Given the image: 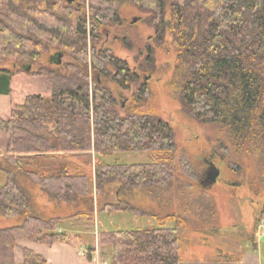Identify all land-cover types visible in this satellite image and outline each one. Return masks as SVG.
<instances>
[{
    "label": "trees",
    "instance_id": "trees-1",
    "mask_svg": "<svg viewBox=\"0 0 264 264\" xmlns=\"http://www.w3.org/2000/svg\"><path fill=\"white\" fill-rule=\"evenodd\" d=\"M85 3L0 0V64L19 66L14 72L0 69V94L12 92L11 76L21 71L46 77L52 88L49 97L30 94L8 119L0 117V130L9 136L6 152L0 150V171L6 175L0 185V216L20 219L0 227V264H17L19 239L47 245L67 241L59 230L61 222L89 219L97 208L157 217L159 223L100 232L101 242L112 248L110 264H180L184 240L179 227H195L194 216L181 211L159 216L150 206L136 205L135 194L144 191L163 202V192L181 189L182 177L196 176L186 154L178 153L174 127L139 109L152 93L148 76L141 72L158 70L156 53L168 42V51L177 55L168 81L173 99L198 122L225 129L235 150L250 152L254 144L264 185V0H89L90 46ZM125 3L145 12V21L155 30L136 69L102 44L105 30L124 23ZM48 54L56 55L53 64H41ZM113 85L127 90L136 86L124 112ZM84 152L97 157L94 176L65 160L58 167L44 163ZM124 152H146L155 161L122 165L101 158ZM29 183L48 200L70 205L74 213L43 216ZM112 193H117L114 201ZM201 207L193 213L206 211L214 219L215 205ZM175 220L176 228L165 226ZM255 221L257 225L264 218ZM22 264L47 261L25 248Z\"/></svg>",
    "mask_w": 264,
    "mask_h": 264
},
{
    "label": "rangeland",
    "instance_id": "rangeland-1",
    "mask_svg": "<svg viewBox=\"0 0 264 264\" xmlns=\"http://www.w3.org/2000/svg\"><path fill=\"white\" fill-rule=\"evenodd\" d=\"M85 4L86 6H84L86 8L83 7L88 12L87 32L90 46L89 0H86ZM121 15L124 23L118 26H111L108 30H105V37L102 40V44L111 47L117 56L126 59L131 68L136 69L145 60L146 55L144 54L146 52L144 49L148 44L147 41L149 38L155 34V30L145 21L144 16L147 14L132 3H125L121 6ZM133 20H135L134 23ZM125 37L128 38L126 43L129 46H126L123 42ZM168 45L167 42V45L156 53L158 70L154 73H150V71L141 72L142 77L145 75L148 76L152 93L138 107L142 111L157 114L174 127L176 142L179 148L178 153L186 154L189 158L195 172L196 180L182 177L181 189L175 191L171 187L169 192H163V202L159 200L161 199L160 197H150L144 191H139L135 194L134 202L139 206H150L162 217L176 211L187 214V217L194 216L196 221L195 227H181L180 230L181 236L188 240L187 244L183 246L182 251L183 254L187 253L188 257H197L198 254H196L195 249L201 238L206 239V241L204 245L205 250L203 249L204 253L200 256H215L216 253H220L219 251H223L224 253L231 252L234 255L235 252L239 254L240 248L250 245L253 236L256 235L254 230L255 220L258 217L264 218V185L260 181V152L256 150L254 144L250 152L246 150H235L232 139L229 138L225 129H221L217 124H202L183 111L180 103L171 96V89L168 84L177 59L175 50L169 48L170 50L168 51ZM55 57L56 55H45L40 63L52 65ZM18 68L19 66L13 65L12 62L0 64V69H7L12 72L18 71ZM21 73H25V76L28 74L27 71H21ZM34 79L41 81L39 76H36ZM19 84L18 81L15 84V96L20 91ZM27 84L29 83H24L25 89H29V85ZM134 88L136 86L127 90L113 85V94L116 95L119 108L122 112H124L127 104L130 105L132 103V92L135 91ZM6 100L9 102V99L6 98ZM0 117L6 118L5 111H0ZM7 140V133L0 130V150L3 152L6 150ZM101 158L107 163H120L122 165L145 164L155 161V157L146 152L114 153L110 154V156L102 155ZM62 160L69 162L73 168L79 169L90 177L92 175L94 176V164L97 162V157L94 152L77 153L72 156L69 155L67 158L61 159L60 157L57 160L45 159L44 163L58 167L63 162ZM208 162H213L215 168L219 170L217 181L212 185L204 183V173ZM5 181L6 175L0 171V185H3ZM186 183H190L191 187H188ZM27 186L33 194L39 213L43 216L54 217L74 213L75 210L70 205L64 206L45 198V195H43L37 185L29 183ZM116 197L112 193L110 199L113 200ZM211 204L215 205L214 219H211L212 217H209L206 211L200 216L193 213L195 210L202 208L201 206L208 207ZM96 212L99 214V221H101V224L103 223V229L106 230H138V228L159 226L157 217L135 216L129 212H100L99 209ZM98 214H95V217H98ZM90 220L91 217L89 218ZM19 222V218L0 216V227L16 225ZM165 226L176 228L178 224L175 220L165 223ZM258 226L259 224L256 225V232ZM107 227H110V229ZM90 228L93 231L92 221ZM100 235L98 237L101 240ZM257 240L260 243H264V239H259L258 235ZM72 241L78 242L75 238ZM230 243L235 246L237 245L238 248L235 250L230 249ZM262 246V249H264V244Z\"/></svg>",
    "mask_w": 264,
    "mask_h": 264
},
{
    "label": "crops",
    "instance_id": "crops-1",
    "mask_svg": "<svg viewBox=\"0 0 264 264\" xmlns=\"http://www.w3.org/2000/svg\"><path fill=\"white\" fill-rule=\"evenodd\" d=\"M36 76L26 75L21 73L19 75H14L11 77V89L10 94H0V111H5V116L1 117L8 119L11 115V110L17 105L25 101L26 97L30 94L41 95L43 97H49L52 94V88L49 81L44 76H39L41 81H36L34 79ZM17 81L20 83V91L17 96H15V84ZM28 82L29 89H25L24 83ZM7 99H9L7 102ZM9 139V136H8ZM8 145V140L6 143V148ZM5 148V149H6ZM3 152V151H2ZM6 152V150H5ZM4 153V152H3ZM118 193V192H117ZM115 193V195L117 194ZM117 196V195H116ZM63 205V204H62ZM68 206V205H64ZM98 211V208L95 209ZM91 217V220L86 219V217H75L66 218L70 214H66L60 226L59 230L65 232L68 236L67 241L58 242L52 245H47L44 243H34L24 239H19L17 241V246L15 249V259L17 264H22L23 261V250L25 248L32 249L33 251L43 255L46 258L47 264H110L112 257V248L103 244L99 239L100 232L106 230L103 229V223L101 224L98 212ZM100 213V212H99ZM124 213V212H116ZM98 214V217H95ZM91 221L93 224V231H91L90 225ZM6 227V226H4ZM110 229V227H107ZM189 228V227H184ZM85 230V231H83ZM99 230V231H98ZM181 227H179V232L181 235ZM254 230L256 234V221L254 224ZM100 233V234H98ZM86 234H88L86 236ZM182 237V236H181ZM78 240V242L72 241V239ZM184 242L180 250V264H264L263 256V244L257 240V234L253 236L250 245H246L240 248V253L231 254V252L216 253L215 256H200L203 252L206 239L201 238L198 241V246L195 249L197 257H188L187 253H182L183 246L187 244V238L182 237ZM86 240V241H85ZM230 243V249L235 250L238 246ZM183 254V255H182ZM199 256V257H198Z\"/></svg>",
    "mask_w": 264,
    "mask_h": 264
},
{
    "label": "water",
    "instance_id": "water-1",
    "mask_svg": "<svg viewBox=\"0 0 264 264\" xmlns=\"http://www.w3.org/2000/svg\"><path fill=\"white\" fill-rule=\"evenodd\" d=\"M73 1H75V0H68V2H70V3L73 2ZM218 176H219V170L215 168V171H213L210 174V176L207 178L208 179V183H206V184L212 185L213 183H215L217 181Z\"/></svg>",
    "mask_w": 264,
    "mask_h": 264
},
{
    "label": "flooded vegetation",
    "instance_id": "flooded-vegetation-1",
    "mask_svg": "<svg viewBox=\"0 0 264 264\" xmlns=\"http://www.w3.org/2000/svg\"><path fill=\"white\" fill-rule=\"evenodd\" d=\"M214 163L213 162H208V165H207V168L205 169V173H204V180L205 182L204 183H208V177L210 176V174L215 171V166H213Z\"/></svg>",
    "mask_w": 264,
    "mask_h": 264
},
{
    "label": "built area",
    "instance_id": "built-area-1",
    "mask_svg": "<svg viewBox=\"0 0 264 264\" xmlns=\"http://www.w3.org/2000/svg\"><path fill=\"white\" fill-rule=\"evenodd\" d=\"M256 234L258 235L259 239H264V222L259 224Z\"/></svg>",
    "mask_w": 264,
    "mask_h": 264
}]
</instances>
